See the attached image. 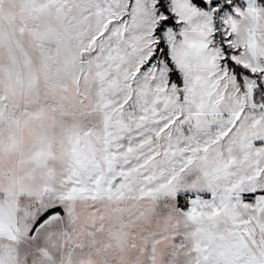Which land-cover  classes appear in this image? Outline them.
Masks as SVG:
<instances>
[{"label":"snow or ice","instance_id":"snow-or-ice-1","mask_svg":"<svg viewBox=\"0 0 264 264\" xmlns=\"http://www.w3.org/2000/svg\"><path fill=\"white\" fill-rule=\"evenodd\" d=\"M0 264H264V0H0Z\"/></svg>","mask_w":264,"mask_h":264}]
</instances>
